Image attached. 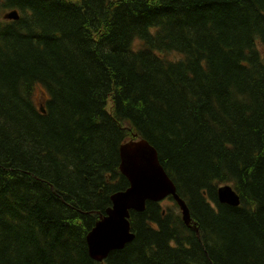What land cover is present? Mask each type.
Here are the masks:
<instances>
[{"label":"trees","instance_id":"16d2710c","mask_svg":"<svg viewBox=\"0 0 264 264\" xmlns=\"http://www.w3.org/2000/svg\"><path fill=\"white\" fill-rule=\"evenodd\" d=\"M139 138L197 233L147 200L96 261ZM0 264H264V0H0Z\"/></svg>","mask_w":264,"mask_h":264},{"label":"water","instance_id":"95a60500","mask_svg":"<svg viewBox=\"0 0 264 264\" xmlns=\"http://www.w3.org/2000/svg\"><path fill=\"white\" fill-rule=\"evenodd\" d=\"M6 18L17 19L12 10ZM42 110V109H41ZM120 172L127 178L128 187L111 195V206L100 215L87 233L89 256L103 261L110 251L122 248L134 238L129 227V212L144 210L147 200L159 202L171 196L179 207L184 224L197 233L185 201L159 162L156 149L145 139H130L119 147ZM217 200L232 206L239 205V197L231 185L217 188Z\"/></svg>","mask_w":264,"mask_h":264},{"label":"rangeland","instance_id":"374dc122","mask_svg":"<svg viewBox=\"0 0 264 264\" xmlns=\"http://www.w3.org/2000/svg\"><path fill=\"white\" fill-rule=\"evenodd\" d=\"M46 97V92L41 85H38L34 88L33 99L36 104L42 102ZM167 203V202H166Z\"/></svg>","mask_w":264,"mask_h":264}]
</instances>
